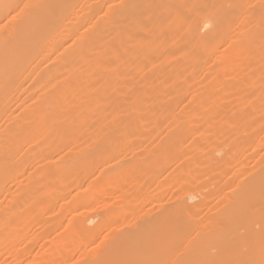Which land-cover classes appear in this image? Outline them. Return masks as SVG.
<instances>
[{"label": "bare ground", "instance_id": "bare-ground-1", "mask_svg": "<svg viewBox=\"0 0 264 264\" xmlns=\"http://www.w3.org/2000/svg\"><path fill=\"white\" fill-rule=\"evenodd\" d=\"M219 45L222 49L218 48ZM222 45L227 46L226 48L232 46V49H229L231 50L229 56L232 57L228 56L230 63L226 61V55V59L220 55L226 61L222 60L226 64L224 66L219 60L220 57L217 56L219 59L215 57L217 53L222 54V50L224 52L228 50ZM211 55L215 58L210 60L216 61L215 65L221 69L214 67L215 71L218 70L217 72L220 73L210 71L208 73H213V76L206 73L210 77L207 79L208 77L204 78L206 75L204 73L207 72L205 67L210 63ZM242 55L250 58L246 61L247 56L244 59ZM251 55L254 60L256 58L259 60L260 67L264 65L262 64L264 63V0H0V248L13 256L11 257L13 263L3 259L0 264H264V110L258 111L261 115L257 114V116L254 113L256 116L252 117L253 110L256 109L257 113L258 108L264 107V89L260 91V87L264 85H260L261 81L264 83V72L263 68L254 70L256 66L253 65H256L254 63L258 60L252 63ZM208 61L209 63L204 67L203 65ZM232 61L234 66L231 65ZM200 62L204 64L197 68ZM247 62L253 65L249 66ZM227 65L235 68L230 71ZM196 68L203 69V74L200 75L204 76L198 75L197 73L202 71L198 72ZM210 68L213 67L208 65V70ZM249 69L251 72L254 71L253 75L247 72ZM222 70L226 71V74L229 71V75L223 76L225 72ZM241 70H246L247 73ZM215 73L217 75L214 76ZM254 73L259 75L256 81ZM187 74L188 80L186 78L185 81L184 77ZM195 74L198 76L197 79H194ZM233 74H236V77ZM220 75L226 78L232 75L230 80L225 78L229 83L234 80V83H231L232 89ZM240 76H244L242 79L245 80L241 79V84H239ZM261 76L262 80L258 81L259 86L256 82ZM237 77L239 83L236 80V84ZM194 80H198L195 81L196 84L191 88L187 87L194 84L191 82ZM200 80L203 82L200 83ZM182 82L187 83L184 91H180ZM223 82L227 86L223 85ZM243 83L246 87L249 86L248 88L253 84L248 99L242 93ZM234 84L240 85L238 87L243 97L241 95L239 97L240 91ZM256 84L259 87L255 88ZM115 87L120 91L115 90ZM113 88L114 91H111ZM234 89L239 93L235 92L237 97L234 99V96L231 97L232 102L230 95L226 93ZM185 91H192L194 94L187 93L190 101L194 99L191 102H196L193 108L190 107L191 102H187L189 106L184 107L188 108V111L183 107ZM180 92H184V96L181 94L183 97L177 100ZM222 94L229 98L224 97V102L226 99L230 102L228 104L226 101L227 104L223 105L220 102L221 106H219H226V109L218 107L217 104V100L222 99ZM231 94L235 95L232 92ZM188 95L184 98L187 101ZM195 95L196 97L193 98ZM238 97L247 101L239 103L242 99ZM180 101H183L181 108H179ZM99 102H103V105H99ZM176 103L179 104L178 107ZM215 105L217 109L214 108ZM206 106H210L211 110L206 112L203 109ZM178 108L181 112L183 108L184 114L179 112L182 115H177L175 111L178 113ZM215 109L220 110L218 111L220 113L223 110L227 113L224 112L220 116ZM201 110L203 113L200 112ZM80 111L82 113H79ZM197 113L198 115L194 117L193 115ZM198 116L200 119L197 118ZM191 117L197 120L193 121ZM190 119L195 125L201 120L198 131L205 139L198 135L197 128L192 127L197 134L191 129ZM73 121L75 123H72ZM71 123L74 125L68 127ZM146 125L147 128L152 125L150 128L153 131H148L147 128L145 130ZM162 128H165L164 132L161 131L164 134L160 136ZM139 132L141 133L137 134ZM144 132L146 136L142 138ZM153 132L161 133L159 136L162 139L159 140L158 136L157 140L158 134H156L152 140V136L155 135ZM192 134L203 138L199 140L200 137H194ZM186 136L196 138L201 144L199 146L193 140V146L195 145L193 147L192 138L190 139L193 149H189L193 150L192 154L194 153L195 156V153L200 154L197 156L199 159H195L196 165L190 154L191 163L194 165L192 167L200 168V165H205L201 167L203 173L201 169L199 170L202 173L200 175L195 167L198 173L194 171V174L201 179L197 180L196 175H193V179L196 177L193 183L189 181L193 174L190 160L187 159L190 165L187 162L186 165L185 162L180 163V160L191 152L185 148L186 144L187 148L189 145ZM138 138H142V141L138 142ZM143 139H147L151 147L147 140L142 144ZM184 140L188 143L184 144ZM202 140L206 143H201ZM130 141L132 142L129 147ZM140 143L144 146L141 147ZM136 145L138 148L135 147ZM184 149L188 153H185ZM126 150L132 154L130 158H127L130 154L123 155ZM120 151H123L121 152L123 154ZM119 153L120 157L117 156ZM115 156L121 161L116 162ZM108 160H116V163ZM109 163L111 169L107 167ZM98 165H101L98 167L99 170L101 167L103 169L107 167L109 170L108 173L104 170V173L103 170L98 172L97 169L98 178L103 179L101 187L106 185V179H110L113 184L126 183L125 186L121 185L125 189L129 186V191L127 189L122 191H125L123 195L126 196L122 199L127 205L129 204L128 207L123 206L126 209L120 211H123L125 216L116 211L120 222L115 223V220H119L113 210L114 208L119 210V206L110 204L109 212L114 213L112 215L115 220L112 223L113 219L110 218L113 216L107 213L110 214L108 215L110 218L105 215L108 218L105 225L109 221L112 224L107 226L112 228L113 224L117 225L108 233L109 229L103 231V227H100L105 233L102 235L101 232L99 235L102 237L97 238L95 237V234L96 236L98 234L96 233L98 231H95L98 229L97 226L100 225L99 223H105L99 222L104 219V216H101L104 215L103 212L100 215L101 219L96 213L93 214L99 219L93 214L91 216L80 214L85 217L78 216L77 219V216L70 212L69 216H74L73 226L75 224L76 226H72L74 232L71 233L74 234L71 238L68 235L67 239H71L69 240L71 245L75 243L77 245L70 246L66 242L64 245L63 241H66L68 230H63L66 231L63 234L66 235L65 237L61 235L64 224L60 217L59 220L63 225L59 230L62 233L52 232L51 227L49 230L45 229L44 234L51 228L55 238L52 237L53 234L49 235L50 238H43L41 240L43 243L47 242L46 238H52L48 243L49 246L47 243V246L40 243V247L45 248L33 250L32 245L35 244L32 242L39 238L30 228L28 230L31 232H27L28 218L25 220V211L27 214L31 213L30 208L33 210L40 202V206H36L37 209L43 207L42 212L47 215V212L54 210L49 206V204L53 206L55 202L53 200L61 199V202L64 200L63 204L56 200L61 208L69 203L65 201L72 194L75 195L73 192L78 193L76 194L78 196L83 191L84 196L78 197L79 199L76 198L77 196L74 198L88 206L87 202H90L89 197H91L85 195L88 185L86 188L81 187L82 189L79 187L83 184H81L82 178L86 176L89 178L85 174H88L89 170H92L89 173L91 179L89 178L88 181V178H85L86 184L91 180L94 181L95 177L99 181L93 173ZM129 171L133 172L130 174ZM139 171L144 172L145 179H141L142 175H139ZM74 172L79 174L77 181L74 180L76 179ZM81 173L85 176L80 177ZM99 174H105L103 176L105 181L104 178L99 177ZM128 174L131 176L128 177ZM132 174L141 178L135 180ZM116 175H120L121 178L118 176L119 179L116 181L114 177L115 181H113L111 177ZM163 175L166 178L172 176V179L168 177L167 180H173L177 185L182 183L181 189L177 191L179 187L170 183V190L173 187L174 190L175 187L177 188L165 194L162 187L167 185V180H165L166 185L161 184L165 179L161 178ZM202 175L204 178L201 177ZM122 176L123 182L120 181ZM158 179L161 181L158 182ZM202 179L205 185L200 183ZM143 181L144 183L148 181L147 184H151L152 188L150 190L149 185H143L149 189L145 192L150 195L148 203L163 192L156 199L155 203L158 205L155 207L154 200L150 203L154 205H150L146 200L148 196L142 195L145 187L141 188V201L139 200L138 187L142 186ZM155 181L158 182L157 188H161L159 189L161 192L155 189ZM69 182L73 187H78L79 183L80 185L78 188L74 187L75 190L72 187L74 191L70 192L69 189L72 188ZM96 182L90 184L95 185ZM107 183L104 187L111 186L108 180ZM186 183L193 184L195 190ZM136 184L139 186L136 187ZM131 185L135 191H130ZM208 185L209 187L212 185L211 190L208 189L206 195L202 193L204 197L200 198L202 195L200 190L204 191ZM197 186H201L200 190H197ZM77 189L82 191L78 192ZM167 189L169 190V186ZM153 191L156 194H153L155 193ZM171 192H174L173 196ZM53 194H58L59 198L56 195L54 197ZM154 195L155 197H152ZM163 195H167L168 199L166 200L167 196L166 198L164 196L163 200L161 198ZM169 196L176 198L172 199ZM87 198L89 200H86ZM108 201L111 203L110 200ZM132 202L138 207L142 204L146 207L150 205L149 209L141 207L138 210L137 206L134 208L139 214L132 212L134 214L132 219H135L133 223L130 222V216L127 220L126 215L127 209L135 206V204L130 206ZM145 202L147 205H144ZM112 205L113 210H111ZM70 207H66L64 216L71 209L77 208L74 205ZM84 207L86 206L83 205L82 208ZM202 208L206 210L202 211ZM84 209L80 212L84 213ZM72 213L79 214L75 210ZM136 214L137 219L133 218ZM69 216L66 219L71 221L73 218ZM52 217L57 219L56 216ZM79 217L84 220H79ZM121 217L126 219V222L129 221L127 224H132L128 225V228L121 229L120 226L123 224ZM43 218L41 216L40 219ZM94 218L99 221L94 222ZM88 223H96V225L88 226ZM56 225L58 226V223L55 224V228ZM65 225L67 229V222ZM72 229H69V232ZM60 237L64 245L60 244L62 248L56 246ZM93 238L99 241L94 242ZM80 241H83V244ZM22 242L28 246H22ZM53 243L57 248H53ZM63 248L65 249L62 251Z\"/></svg>", "mask_w": 264, "mask_h": 264}, {"label": "rangeland", "instance_id": "rangeland-1", "mask_svg": "<svg viewBox=\"0 0 264 264\" xmlns=\"http://www.w3.org/2000/svg\"><path fill=\"white\" fill-rule=\"evenodd\" d=\"M258 6H259V5H258ZM220 45H221V44H220ZM220 45L218 46V48H221ZM225 45H228V44H225ZM225 45H224V46H225ZM222 46H223V45H222ZM224 46H223V47H224ZM234 46H235V45H234ZM226 47H227V46H225L224 49H225ZM235 47H236V46H235ZM230 48L232 49V46H231V47L228 46V48L225 49V50H227V49H228V50L225 51V52H224L223 50L221 51L222 48H221L220 50L218 49V50L221 51V53H222V54H219V55H218L217 52H216L217 54L213 53V54L216 55V56L214 55L215 57H217V56L220 57V59H219L218 57H217V58H218V59L220 60V62L222 63V66L226 65L225 63H223V62L225 61V60L223 59V58H225V55L227 56V59L225 58L226 61H228V59H230V58H229V57L231 56V55L229 56V53L231 54V50L229 51ZM218 50H217V51H218ZM215 51H216V48H215ZM219 51H218V52H219ZM219 53H220V52H219ZM224 53H225V54H224ZM227 53H228V54H227ZM248 53H249V56H250L251 52L249 51ZM252 53H253V52H252ZM253 54H255V52H254ZM253 54H252V55H253ZM220 55H222L223 58H222V56H220ZM244 55H245V54H244ZM252 55H251V58H252L253 60H251V62L254 63V62H256L258 59L256 58V60H254V57H252ZM228 56H229V57H228ZM242 56H243V55H242ZM246 56H247V55H246ZM246 56H243V58L246 57ZM206 57H207V56H206ZM206 57L204 58L205 60H206ZM210 57H211V58H209V57H208V58H209V61H210V63H211V62H213V60H210V59H213V58H215V57L212 58V55H211ZM231 57H232V56H231ZM221 58H222V59H221ZM249 58H250V57L247 56L246 61H247V59H249ZM244 59H245V58H244ZM214 60H215V59H214ZM216 60H217V59H216ZM222 60H224V61L222 62ZM234 60H235V59H234ZM236 60H237V59H236ZM202 61H203V60H202ZM209 61H208L207 63H205V64H204L203 62H206V61L200 62L201 64L199 63V65L197 66V68H198L199 66H201L202 63L204 64L203 66L205 67V66L209 63ZM217 61H218V60H217ZM226 61H225V62H226ZM246 61H245V62H246ZM218 62H219V61H218ZM228 62H229V61H228ZM228 62H227V63H228ZM230 62H231V61H230ZM230 62H229V63H230ZM232 62H233V64H231V65L234 66V61H232ZM235 62H236V61H235ZM248 62H250V61H248ZM248 62H247V64H249V66H252V65H253V64L250 65L251 63H248ZM258 62H259V60H258ZM258 62L254 63V64H256V65H253V66H256V67H255L256 69L253 67L254 70H257V68H261L260 70H262V68H263V72H264V65L260 67L259 65H260L261 63H260V62L258 63ZM210 63L208 64L210 67H213V68L216 67V69H218V68H217V65H215V63L217 64L216 61L213 62V64L211 63L212 66H211ZM235 64H236V63H235ZM257 64H258V67H257ZM262 64H264V63H262ZM208 65L205 67V68H207V72H205L204 75H205L206 73H208V72L210 73V71L217 72L219 69H221V68H219L218 70L215 71V68H214V69H213V68H210L211 70H210V69L208 70ZM214 65H215V66H214ZM218 65H219V64H218ZM220 65H221V64H220ZM229 65H230V64H229ZM229 65H227V67H228ZM243 65H244V64H243ZM245 65H246V64H245ZM237 66H238V65H237ZM249 66H248V67H249ZM204 67H203V68H204ZM218 67H219V66H218ZM246 67H247V65H246ZM246 67L244 66V68H246ZM197 68H196V69H197ZM200 68H202V67H200ZM229 68H230V71H231V69H232V71H233V69H234L235 67H234V68H231V67L229 66ZM237 69H238V67L236 68V70H237ZM246 69H248V68H246ZM197 70H198V69H197ZM197 70H196V71H197ZM200 70L202 71L203 69H199L198 72H199ZM227 70H228V69H227ZM249 70H250V69H249ZM249 70H248L247 72H251V70H253V69L251 68V70H250V71H249ZM222 71H224V70H222ZM222 71H221V73H222ZM238 71H239V70H238ZM241 71H242V70H241ZM241 71H240V73H241ZM245 71H246V70H245ZM245 71H242V72L247 73V72H245ZM134 72H136V71H134ZM224 72H225V75H223L224 73L221 74V75H223V76L229 75V74H228L229 71L227 72V74H226V71H224ZM236 72H237V71H236ZM253 72H254V71H253ZM253 72H251V73H249V74H252V75H253ZM132 73H133V72H132ZM196 73H197V72H196ZM201 73L203 74V71L200 72V73H197V74L200 75ZM209 73H208V74H209ZM217 73H220V71L217 72ZM232 73H233V72H232ZM237 73H239V72H237ZM197 74H195V78H194V77H192V78L197 79V78H196V77H198V76H196ZM208 74H206L207 76H206V75H205V76H204V75H200V76H204V78H207V77H208L207 79H209L210 77L208 76ZM230 74H231V73H230ZM192 75L194 76V73H193ZM209 75H212V76H213V73H211V74H209ZM215 75H217V74L215 73L214 76H215ZM218 75H219V74H218ZM221 75H220V77L222 78L223 76H221ZM235 75H236V74H235ZM235 75L233 74L234 77H236ZM241 75H243V74H241ZM254 75H256V74L254 73ZM260 75H263V74H260ZM231 76H232V75H231ZM231 76H230V78H231ZM258 76H259V75H256V76L254 77L255 81H256V78H257ZM190 77H191V75L189 76V79H190ZM216 77H217V76H216ZM228 77H229V76H228ZM242 77L244 78V76H242ZM242 77H241V76L239 77V78H240V80H239L240 83H239V81H238V79H239L238 77H237V79L234 78L236 84H237V81H238L239 84H241V79H242ZM186 78H187V80H188V74L184 77L185 81H186ZM192 78H191V79H192ZM202 78H203V77H201V79H202ZM212 78H214V77H212ZM221 78H219V80H221ZM225 78H226V77H223L222 79L224 80ZM230 78H226V79L230 80ZM232 78H233V77H232ZM261 78H262V76L259 77V80H257V82H256L257 84L262 80ZM198 79H199V78H198ZM216 79H218V78H216ZM226 79H225V81H226V83L228 84L229 81L226 80ZM257 79H258V78H257ZM192 80H193V79H192ZM203 80H204V79H203ZM236 80H237V81H236ZM242 80H244V79H242ZM195 81L197 82L198 80L191 81V82H194V84L192 83L193 85L190 84V86L187 85V87H190V88H191V86L193 87V86L196 84ZM201 81H202V80H200L199 82L202 83L203 81H202V82H201ZM227 81H228V82H227ZM231 81H232V80H231ZM231 81H230V83H229L230 85H228V86H230V88H231V86H232L231 83H234V80H233V82H231ZM244 81H245V80H244ZM258 81H259V82H258ZM242 82H243V81H242ZM184 83H185V82H184ZM226 83L223 82L222 84H223V85L225 84V86H227ZM186 84H187V83L183 84V82H182V84H181V90H180V91H184V89H185L184 86H185ZM236 84H234V85L236 86L237 90L240 91V88H239L240 85L238 84V85H239V87H238V85H236ZM257 84L255 85V88H256ZM261 84H264L263 81H261L260 85H261ZM234 85H233V88L235 87ZM243 85H244V88L242 87ZM243 85L241 86V89L243 88V90H244V91L242 90V91H243L242 93L245 94L244 96L248 99L249 97H247V96H248V93L250 92L251 86H252L253 84L250 86V88H248L249 86L246 87V86H245V83H243ZM258 85H259V84H258ZM260 85H259V86H260ZM259 86H257V87H259ZM182 87H184V88L182 89ZM261 87H262V86H261ZM261 87H260V91L264 89V85H263L262 89H261ZM115 88H116V89H115ZM115 88H113V90H111V91H114V89H115V90L118 89L117 87H115ZM190 88H189V89H190ZM255 88H254V89H255ZM194 89H195V88H194ZM194 89H193V90H194ZM231 89H232V88H231ZM246 89H248L249 91H247ZM257 89H258V88H257ZM187 90H188V89H187ZM193 90H192V91H193ZM228 90H230V89H228ZM235 90H236V89L232 90L231 92L234 93V94H235V92H236V93H239V92H237V90H236V91H235ZM245 90H246L247 92H245ZM258 90H259V89H258ZM117 91H120V90H117ZM192 91H191V92H192ZM233 91H234V92H233ZM263 91H264V90H263ZM115 92H116V91H115ZM185 92H186V94H184L185 96L183 95L184 92H183V93L180 92V94H178L179 96L177 97V98H179V99H177V100H180V98H182L183 96H184V98H185L186 95H188V93H189L190 91H185ZM187 92H188V93H187ZM191 92H190L189 95L196 93V90L194 91V93H193V92L191 93ZM197 92H199V91H197ZM231 92L229 93V92L227 91V93H226V95H227V94H228V96L230 95V96H229L230 100L232 99L231 97H233V96H234L233 99H234L235 97H237L236 94H235V95H232ZM263 93H264V92H263ZM181 94H182L183 96H182ZM243 94L241 95V91H240L239 97H240V95L243 97ZM246 94H247V95H246ZM189 95H188L187 97H189ZM222 95H223V96H222ZM222 95H221V96H222V99L219 100V101L217 100L218 107L221 106L220 102H222V105H223L224 103L227 104V102H228L227 99L225 100V102H224V100H223V98H224V97H227V96H226L225 94H222ZM224 95H225V96H224ZM237 95H238V94H237ZM180 96H181V97H180ZM194 97H196V95L193 96V98H194ZM239 97H238V98H239ZM184 98H183V101L185 100V102L180 101V102H181V104H180L181 106H179V104L176 103V104H177V107L179 106V108H181L182 105H183V103H184L183 107H184L185 105H188L187 102L190 101V97H189L188 101H187V99H184ZM193 98H191V99H193ZM227 98H228V97H227ZM229 98H228V99H229ZM238 98H237V99H238ZM196 99H197V98H196ZM196 99H195V100H196ZM224 99H225V98H224ZM239 99H242V98H239ZM247 99H245V100L242 99V101L239 100V103H240V102L245 103L244 101H247ZM193 100H194V99H193ZM193 100H191V101H193ZM101 101H102V100H101ZM104 101H105V100L103 99V102H104ZM191 101H190V102H191ZM226 101H227V102H226ZM231 101L233 102V100H231ZM235 101H236V100H235ZM103 102H102V103H103ZM182 102H183V103H182ZM229 102H230V101H229ZM229 102H228V104H229ZM237 102H238V101H237ZM99 103H100V102H99ZM102 103H100L99 105H103ZM192 103H193V102L189 103V104H190V107L192 106L191 108H193V106H195L194 104H195L196 102H194L193 105H191ZM234 104H235V103H234ZM251 104H252V103H251ZM219 105H220V106H219ZM235 105H236V104H235ZM188 106H189V105H188ZM211 106H213V105H211ZM177 107H175V109H176ZM185 107H187V106H185ZM185 107H184V108H185ZM207 107H208V106H206V107L203 108V109H205L206 112H208V111L211 110V107H210V106H209L210 108H209V107L207 108ZM215 107H216V109L218 108L217 105H215L214 108H215ZM222 107H223V108H222ZM222 107H220V108H222V109H226V106H225V107L222 106ZM179 108H178V110H179L178 113H177V111H175V113H176L177 115H182V114H184V113H183V110H184V109L182 108V112H181V110H180ZM191 108H189V110H190ZM220 108H219V109H220ZM228 108H229V106L227 107V109H228ZM247 108H249V107H247ZM263 108H264V107H261V109L258 108V109H257V113H256V111H255L256 109L253 110V111H252V112H253L252 117H253V116H256L257 114H260L259 112H260V110L263 111V110H264ZM203 109H202V110H203ZM206 109H209V110H206ZM216 109H215V112L217 111ZM84 110H85V109H84ZM84 110H82V111H84ZM185 110L188 111V108H185ZM202 110L200 111L201 113L204 112V110H203V112H202ZM212 110L214 111V109H212ZM82 111H80L79 113H82ZM218 111H220V110H218ZM218 111H217V112H218ZM228 111H229V110H228ZM254 111H255V112H254ZM258 111H259V112H258ZM84 112H85V111H84ZM179 112H181L182 114H180ZM184 112H185V111H184ZM200 112H199V113H200ZM217 112H216V113H217ZM224 112H225V111L223 110L221 113H220V112H218V113H219L220 116H222V113H224ZM210 113H211V112H210ZM226 113H227V112H225L224 114H226ZM254 113H255L256 115H255ZM203 114H205V112H204ZM196 115H198V113L195 114V115H193V116L195 117ZM200 115H201V117H202V114H200ZM200 115H199V116H200ZM206 115H207V114H206ZM260 115H261V114H260ZM199 116H198L197 118H199ZM257 116H258V115H257ZM197 118H194V119L197 120ZM191 119H193V117H191ZM191 119H190V120H191ZM194 119H193V121H194ZM199 119H200V118H199ZM191 121H192V120H191ZM191 121H190V122H191ZM193 121L191 122V123L193 124V125L191 124V129H192V127H193L194 129L197 128L196 131H198V124H201V122H200L201 120H199V122H197L198 124H196V125H195V122H193ZM72 123H75V122L73 121ZM72 123H71L68 127H71L72 125H74V124H72ZM151 124H152V123H151ZM148 125H149V124H148ZM148 125H146L145 130H146V128H147ZM228 125H229V124H228ZM233 125H234V124H233ZM150 126L152 127V125H150ZM150 126L148 127L149 129L147 128L148 131L152 130V129L150 128ZM195 126H196V127H195ZM231 126H232V124H231ZM234 126H235V125H234ZM229 127H230V125H229ZM232 127H233V126H232ZM164 129H165V128H162V130H160V129H159V130H160V132H161V131L164 132ZM194 129H192V130H193L194 132H196ZM189 130H190V129H189ZM192 130L190 131V134L188 133L190 136H191V132H192ZM152 131H153V130H152ZM154 131H155V130H154ZM142 132H143V130H142ZM157 132H158V131H157ZM162 132H161V133H162ZM140 133H141V132H139V133H137V134H140ZM146 133H147V132H146ZM150 133H152V132H150ZM153 133H154V132H153ZM161 133H160V134H161ZM186 133H187V132H186ZM148 134H149V133H148ZM148 134H147V136H148ZM154 134H155V135H154ZM154 134H153L154 136L151 135V136H152V140L154 139L153 137H156V134H158L157 137H156L157 140H158V136H159L160 134H159V133H156V132H155ZM163 134H164V133H162L160 136H162ZM196 134H197V132H196ZM228 134H230V132H229ZM144 135H145V132H144V134L142 135V138H145ZM185 135H186V134H185ZM193 135H194V137H196V136L198 137V135L204 137V135H201L199 131H198V135L195 136V134H192V136H193ZM135 136L137 137V135H135ZM145 136H146V135H145ZM160 136H159V140L162 139V138H160ZM200 136H199V137H200ZM129 137H130V136H129ZM148 137H149V136H148ZM199 137H198V138H199ZM203 137H200L199 140H201ZM142 138H138V139H137L138 142L142 141ZM150 138H151V137H150ZM150 138H149L148 140H150ZM156 138H155V139H156ZM185 138H187L186 140L189 141V145H188V148H187V144H186V143H188V142H186V141L184 140V142H185L184 144H186V147H185V148H186L187 150H188L189 148H190V149H193V148L191 147V145L193 146V143H194V142H195V144H198V145L200 144V143H199V140H196V138L194 139L193 137H189V136H186ZM191 138H192V140H191V143H192V144L190 145V139H191ZM223 138H224V137H223ZM126 139H127V138H126ZM130 139L132 140V138H130ZM204 139H205V137H204ZM226 139H227V137H226ZM146 140H147V139H146ZM146 140L143 139V143H142V144H144V142L146 143ZM148 140H147V142H148ZM193 140H194V142H193ZM223 140H225V139H223ZM223 140H222V141H223ZM196 141H197L198 143H196ZM202 141H203V140H202ZM202 141H201V143H204V142H205V140H204L203 142H202ZM126 142H128V141L126 140ZM131 142H132V141H130V142L128 143V144H129V147L131 146V145H130ZM155 142H156V140H155ZM155 142H154V143H155ZM135 143H137V142H135ZM150 143L152 144L151 140H150ZM150 143L148 142V145H149ZM154 143H153V144H154ZM156 143H158V142H156ZM205 143H206V142H205ZM133 144H134V143H133ZM133 144H132V145H133ZM142 144L140 143V146H141ZM151 144H150V147H151ZM134 145H135V144H134ZM200 145H201V144H200ZM200 145H199V146H200ZM138 146H139V144H138ZM142 146H144V145H142ZM142 146H141V147H142ZM146 146H147V145H146ZM202 146H203V145H202ZM133 147H134V146H133ZM133 147H131V149H132ZM135 147H137V145H136ZM148 147H149V146H148ZM193 147H195V145H194ZM137 148H138V147H137ZM139 148H140V147H139ZM127 149H129V148H127ZM190 149H189V150H190ZM129 150H130V149H129ZM197 150H198V149H197ZM197 150H194V152H198ZM123 151H125V150H123ZM123 151H120V153L123 152ZM127 151H128V150H126V152H124V154H123V153H121V154H123L124 156H125L126 154H128V156H129L130 153H129V151H128V152H127ZM184 151H185V149H184ZM190 151H191V152H190ZM190 151H189L190 153H188L187 151H185V153H188L185 157H188V158L183 157V159L180 160V163H181V161H182V163L185 162V165H186L187 159H189V160H190L189 162L191 163V162H192V161H191V158H192V159L194 160V164H195V163L197 164V162H195V159H196V160L199 159V157L197 158V156H199L200 154H199V153H198V154L195 153V154H196V156H195V155H193L194 153L192 154L193 150H190ZM130 152H131V150H130ZM120 153L117 155L118 157H120V155H121ZM125 153H126V154H125ZM131 153H132V152H131ZM190 154L192 155L191 158H190ZM237 154H238V153H237ZM237 154H236V155H237ZM131 155H132V154H130V156L127 157V158H130ZM188 155H189V156H188ZM124 156H123V157H124ZM126 156H127V155H126ZM194 156H195V157H194ZM240 156L243 157V155H240ZM123 157H122V158H123ZM237 157H239V156L237 155ZM115 158H117V157L115 156ZM178 158H180V157H178ZM184 158H185L186 160H184ZM240 158H241V157H240ZM123 159L125 160L126 158L124 157ZM175 159H176L175 161H177V158H175ZM116 160H117V161H116ZM116 160H114V161L111 160V161H113V162H115V161L118 162V160L121 161L120 158H119V159L117 158ZM109 161H110V160H108V162H109ZM111 161H110V162H111ZM50 162H51V161H50ZM106 162H107V161H106ZM106 162H105V163H106ZM116 162H115V163H116ZM173 162H174V161H173ZM35 163H37V162H34V164H35ZM111 163H112V162H111ZM176 163H177V162H176ZM190 163L187 162L188 165H190ZM37 164H38V163H37ZM99 164H102V163H99ZM196 164H195V165H196ZM103 165H106V164H103ZM103 165H102V166H103ZM110 165H111V164L109 163V165H108L107 167H109V168L111 169ZM33 166H34V165H33ZM100 166H101V165H100ZM100 166L98 165V166L96 167V169H95L96 171H93V173L95 174L94 176H97V178H98V175H97V169H98V172H99L100 170H103V172H104V170H105V172H107V173L109 172L108 168H107V167H104V166H103L104 169L101 167V169L99 170L98 167H100ZM192 166H194V165L191 163V166H190V167L193 169V174H192L191 178L193 177V175H196V174H194V171L198 170V172H199L200 169H201L200 171H202L203 169H202L201 167H203V166H205V165H203V166L200 165V166H201L200 168H199V167L197 168V167L195 166V167H196V170H195V167H192ZM198 166H199V165H198ZM114 167H115V166H114ZM207 167H208V166H207ZM105 168H107V171H106ZM204 168H205V167H204ZM112 169H113V166H112ZM207 170H208V169H207ZM90 171H92V170H89L88 172L90 173ZM95 172H96V173H95ZM100 172H101V171H100ZM105 172H104V173H105ZM110 172H111V171H110ZM129 172H130V174H131V172H133V171H129ZM139 172H140V171H139ZM139 172H137V173H139ZM196 172H197V171H196ZM198 172H197V173H198ZM205 172H206V170H205ZM205 172H204V173H205ZM219 172H220V171H219ZM74 173H75V177H74V175H73ZM74 173L72 174V176H73L74 178H76V179H74V180L77 181V177L79 176V174H78V172H77V174H76V172H74ZM89 173H88V174L85 173V174L88 175L89 178H90L91 175H89ZM111 173H112V172H111ZM111 173H110V174H111ZM135 173H136V171H135ZM202 173H203V171H202ZM202 173L199 172V175L202 174ZM124 174H125V173H124ZM124 174H121V175H124ZM130 174H128L127 176L129 177ZM208 174H209V173H208ZM81 175H82V173L80 174V177H81ZM83 175H84V174H83ZM83 175H82V177H83ZM104 175H105V174H104ZM104 175L99 174V177L104 178V177H103ZM137 175H138V174H137ZM139 175H142V176H141L142 178L139 177V176H136V175L133 176V174H132V176L135 178V180H136V178H137V179L141 178L142 180L145 179V178H144V175H145L144 172H140ZM165 175H166V174H165ZM165 175H163V177H161L162 179L165 178V179L162 180V183H161V184H163V185L166 183L165 180H167V178L170 177V175H169V176H167V178H166V177H164ZM204 175H205V174H204ZM204 175H202L201 177L204 178ZM206 175H207V174H206ZM218 175H219V174H218ZM218 175L216 174V176H218ZM84 176H85V175H84ZM92 176H93V174H92ZM118 176L120 177V175H116V176H113V177H111V178H113V181H115V180H114V177H115V179H116V181H117V180L119 179ZM130 176H131V175H130ZM207 176L209 177V175H207ZM207 176H205V178H207ZM73 177H72V178H73ZM116 177H117V178H116ZM196 177H197V180L201 179L200 177H199V179H198V175H196ZM196 177H195V178H196ZM85 178L87 179L88 177L86 176ZM85 178H84V179H85ZM89 178L87 179L88 181H90ZM92 178H94V177H92ZM120 178H121V177H120ZM123 178H124V177L122 176V179H121L120 181H122ZM125 178H127L126 175H125ZM161 178H159V179H161ZM195 178H194V179H195ZM78 179H79V178H78ZM84 179L82 178L83 181L80 180V182L82 181L81 184H82V183H83V184H82V186L79 187V185H80V183H79L78 187H79V189H82L81 187L86 188L87 185H88V187L86 188V189H88V191L86 192V190L84 189V190H85V195H86V196L90 195V196L92 197V198H91V197L88 196V197L90 198V202H89V203L87 202L88 206L85 205V204H83L81 201H79V200L76 199V198H78V197L80 198V197L84 194V191H83L81 194L79 193L80 195L77 196L76 194H78V193H75V192H73V191L75 190V188H78V187H75V186H74V187H75V188H74V187L70 184V182H69L68 184H69L70 188L73 187L74 190H73V188H72L71 190L69 189V191H70V192H73L75 195L72 196V195H73L72 193H71V194H72V195H71L72 197L69 196V195H67V196H69V198L66 196V200H67V198H68V200L65 201V203H66V202H69V203H67V204H70V205H68V206H67V204L63 205V207L66 206L67 208L70 207V206H73V205H74V207H77V208H75L74 210H75L76 212H78L79 214L72 213V211L74 212V210L71 209V210L68 211V213L66 214L67 217H66V215L64 216V214L66 213L65 211H67V208H66V207H65V208L61 207V208H63V210H62L61 208H59V207H60L59 203H60V204H63V203H64V202H63L64 200H62L63 203L60 201L61 199H59V200H58V199L53 200V201H55V202L52 201V202H53V206L49 204V206H51L50 209H52V207H53V209H54V210L52 209L53 211L50 212L51 214H50L49 212H47L48 214L45 215V212H44V213L42 212V208H43V207H38V209H37L36 206H40V204H39L40 202L37 203V204H39V205H37V204L35 205V207H36V208L34 207L35 209L33 208V210H31L32 208H30L31 213L29 212V214H27V211H25V217H26V218H25V217H24V218H25V220L28 218V220H26V221H28V222L26 223V221H25L26 226H28V228L26 227L27 230L30 228L31 231H34L35 234H36V236L39 238V239L36 238L37 241H34V238H33V241L36 242V243H34V242H32V243L35 244V246L32 245V243L29 241V242L31 243V245H32V249H33V250H34V249L37 250V248L43 250L45 247H43V246L40 247V246H41L42 244H43V245L45 244V246H47L48 243H49V241H51L52 238H51V239H47V238H46L47 242H46V241H45V242L47 243V245H46V243H43V241H41V240H42L43 238L45 239V237L50 238L49 235L52 236V234H53L52 232H53V231H59V233H60L61 231H60L59 229L61 228L60 226H62L63 224H64V225H63V226H64V229H62V232H63V230H68L67 232L65 231L66 234H67V236H66V235H63V234H65V232H63V233L61 232V233H62V234H61L62 236H64V237L66 236V241H63V237H62L61 235H60V236L62 237V241H63V243L66 242V243L68 244V243H69V240L71 241V239H67V238H69L68 235H69L70 238H71V236H73V234H74V233H71V232H74V228L72 229V226H73V223H74L73 220H74V216H75V215L77 216V219H78V216L85 217V215H89V214H90V216H91L93 213H94V214L96 213V215H99L98 217H99L100 219L102 218L101 216H104V217H103L104 219L99 221V220H98L99 218H98L96 215L93 214V216H96V218H98V219L94 218V222H97V220H98L99 222H102V221L105 222V221H108V218H106L105 215H107V217H109L110 214H111V215L114 214L113 212H112V213L109 212V211H110L109 207H111L110 204H114L115 206H116V205L119 206V207H118L119 210H118L117 208H114L113 205H112L113 207L111 208V210H113V208L115 209V210H113V211L115 212V217L117 216L116 218H117L119 221H117V220L114 219V215H112V216H113L112 218H110V217H109V218H110L111 220L113 219V220H112V223H114V222H113L114 220H115V223L120 222V218H119V214H118V213H119L121 210L126 209V208H124V207L127 205L126 202L124 201V199L126 198V196L123 195V193H124L125 191H124V192H122V191H123V190H126V189L128 190V187H129V186H126V189H125L123 186H121V185H124L123 183L119 182L120 184L118 185V184H116V183H118V182H116V183L113 184L112 181L110 182V179H106V181H105V178H104V181L106 182V185L104 184L105 186H107V184H108V183H107V180H108V182L111 184V186H112V185H113V186H112V187H111V186L104 187V185H102V186L104 187V188H103V187H101V183H103V179H101V178H100V179L102 180V182L100 181L99 178H98V179H99L100 182L96 179V177H95V180L93 179L94 181L99 182V183H100V186H98L99 183H97V182L95 183V185L90 184L91 182H93V184H94V181H92V180H91V182H89V183L87 182V184H86L85 181H87V180H86V179L84 180ZM90 179H91V178H90ZM141 179H140V180H141ZM159 179H158V182L161 181V180H159ZM169 179H172V176H171ZM169 179L167 180V185L165 184L166 186H165L164 188H163L162 186H160V187H162L163 190H165V191L162 190L163 192H165V194H166V193L168 194V192L170 193L171 190H174V187L170 190V188H171L170 185H171V184H173V183L176 184V183H177V182L175 183V182H173V180H169ZM192 179H193V178H192ZM192 179L189 180V181H192L191 183H193V181H194V179H193V180H192ZM129 180H130V179L128 178V181H129ZM205 180H207V179H204V181H205ZM125 181H126V180H125ZM163 181H165V182H163ZM175 181H177V180H175ZM195 181H196V180H195ZM195 181H194V182H195ZM72 182H73V179H72L71 183H72ZM78 182H79V181H78ZM105 182H104V183H105ZM122 182H123V181H122ZM134 182H135V181H134ZM136 182H137V181H136ZM144 182H145V181L141 182V183H143L142 186H139V185H141V184H139V183L137 182L139 185L136 184V185H137L136 187L139 186L140 188L138 187V189L140 190V189L143 187L144 184H147V183H148V181H146L147 183H144ZM158 182L155 181V184H156L155 186H154V184L152 183V186H154L155 189H156L157 187H159V186L157 185ZM187 182H188V181H187ZM198 182H200V181H198ZM206 182H207V181H206ZM206 182H205V183H206ZM74 183H75V182H74ZM124 183H125V182H124ZM129 183H130V181H129ZM131 183H132V182H131ZM170 183H171V184H170ZM200 183H201V184L203 183L202 185H205L204 182H203V179H202V182H200ZM68 184H67V185H68ZM75 184L77 185V183H75ZM97 184H98V185H97ZM132 184H133V183H132ZM161 184L159 183V185H161ZM168 184H169V185H168ZM180 184H182V183H179V185L176 184V185L179 187V189H177V191L181 189L180 186H182V185H180ZM183 184H185V183H183ZM186 184H188V186L191 185V184H189V183H186ZM197 184H198V183H197ZM197 184H195V186H196ZM201 184H200V185H201ZM125 185H126V183H125ZM125 185H124V186H125ZM129 185H130V184H129ZM134 185H135V183H134ZM148 185H149V184H147V186H148ZM192 185H193V184H192ZM192 185H191L190 188H192V190H193V189L195 190V187L193 188ZM206 185H207V184H206ZM90 186H91V187H90ZM96 186H97V187H96ZM118 186H120V187H118ZM147 186H146V185L144 186V187H145V191H144L143 194L141 193L142 189L140 190V193H139V190H138V195L140 194V195H139V200H140L141 194H142L143 196L147 195V194L145 193L147 190H149V189L147 188ZM168 186H169V190L167 189ZM174 186H175V185H174ZM186 186H187V185H186ZM186 186H184V187H186ZM188 186H187V187H188ZM211 186H212V185H210V187H209V185L206 186V187H205V186H202L203 188L205 187V189L207 188V189H206V192H204L205 189H204V191H203V189L200 190L201 186H200V187L197 186V187H198L197 190L202 191L201 194L204 193V194L206 195V193H207L209 190H211V189H210ZM99 187H100V188H99ZM110 187H111L112 189H110ZM136 187H134V188H136ZM144 187H143V188H144ZM149 187L151 188V184L149 185ZM154 187H153V188H154ZM65 188H66V186H65ZM68 188H69V187H68ZM107 188H108V189H107ZM114 188H115V189H114ZM117 188H118V189H117ZM146 188H147V189H146ZM176 188H177V187H175V190H176ZM79 189H77L78 192H79V191H82V190H79ZM89 189H90V190H89ZM94 189H95L96 191H95ZM109 189H110V190H109ZM121 189H122V190H121ZM130 189H131L130 191L132 192V190H133L132 185H131V188H130ZM159 189H161V188H159ZM159 189L157 188V192H161ZM208 189H209V190H208ZM77 190H76V191H77ZM93 190H94V191H93ZM102 190H103V191H102ZM143 190H144V189H143ZM150 190H152V188H151ZM153 190H154V189H153ZM158 190H159V191H158ZM175 190H174V191H175ZM207 190H208V191H207ZM64 191H65V190H64ZM67 191H68V190H67V188H66V192H67ZM92 191H93V192H92ZM100 191H101V192H100ZM128 191H129V190H128ZM133 191H135V190H133ZM177 191H176V192H177ZM89 192H91V194H92L93 196H96V197H93ZM97 192H98V193L100 192V193H99L100 195H99ZM107 192H109V193H111V194H108ZM126 192H127V191H126ZM131 192H130V193H131ZM153 192H155V191H153ZM163 192H162L161 194H163ZM176 192H175V193H176ZM179 192H181V191H179ZM179 192H178V193H179ZM95 193H96V195H95ZM121 193H122V195H121ZM171 193H172V192H171ZM97 194H98V195H97ZM112 194H113V195H112ZM118 194H120V195L118 196ZM127 194H128V192H127ZM148 194H151V193L148 192ZM153 194H156V192L153 193ZM153 194H151V195H153ZM158 194H160V193H158ZM158 194H157V195H158ZM161 194H160V195H161ZM173 194H174V192L172 193V196H173ZM53 195H54V197H55L56 194H53ZM129 195H130V194H129ZM129 195H127V196L129 197ZM160 195H159V196H160ZM208 195H209V193H208ZM208 195H207V196H208ZM56 196H57V198H59V197H58V194H57ZM76 196H77V197H76ZM83 196H84V195H83ZM113 196H114V197H113ZM124 196H125V198H124ZM130 196H131V195H130ZM147 196H148V197H147L146 200H147V203H148V198H149L150 195H147ZM159 196L156 197V199L159 198ZM164 196H165V198H166L167 195H163V196L161 197V198H163V200L165 199ZM172 196H169V198H170V197L172 198ZM176 196H177V195H176ZM176 196H174V198H176ZM199 196H200V194H199ZM209 196H210V195H209ZM209 196H208V197H209ZM70 197H71V200H70ZM74 197H76V198H74ZM109 197H110V198H109ZM112 197H113L114 199H112ZM122 197H123L124 199H122ZM131 197H132V196H131ZM152 197H155V195L152 196ZM201 197H204L203 194L200 196V198H201ZM79 198H78V199H79ZM89 198H87L86 200H89ZM143 198H144V197H143ZM150 198H151V197H150ZM174 198H172V199H174ZM64 199H65V198H64ZM120 199H121V200H120ZM141 199H142V198H141ZM156 199H155V200L153 199L155 205H154V204H150V203L153 202V200H152V201L149 200L150 202H149L148 204H150V205H154V207H155L156 205H158V204L155 203V202H156ZM167 199H168V196H167L166 200H167ZM172 199H169V200L172 201ZM56 200L59 202L58 204H57V201H56ZM76 200H77V201H76ZM108 200H110L111 203H109ZM111 200H114V201H111ZM139 200H138V201H139ZM166 200H165V201H166ZM119 201H120V202L124 201L125 204H123L124 202H122V204H121ZM126 201H127V200H126ZM140 201H141V200H140ZM140 201H139V202H140ZM41 202H42V205H41V206H43V205H44V204H43V201L41 200ZM83 202H85V201H83ZM112 202H113V203H112ZM115 202H116V203H115ZM142 202H144V199H142ZM54 203H56V205H55ZM71 203H72V204H71ZM92 203H93V204H92ZM119 204H120L121 206H120ZM134 204H135V202H134V203L132 202V205H130V206H134ZM137 204H140V203H137ZM79 205H80V207H79ZM83 205L86 206V207H84V208L88 209L89 211H88V210H85L84 208H82ZM128 205H129V204H128ZM128 205H127V207H128ZM144 205H147L146 202H145ZM150 205H148V207H146V206H143V204H142V206L138 207V206L135 204V206H134L133 208H132V207H131V209L128 208V209H127L128 211H126L127 220H128V217L130 216V222L132 221V223H133L135 219H132V216L134 215L132 212L134 211V213H135V212L137 213V211H135V210H137V209L139 210L141 207H144V209H149V208H150V207H149ZM123 206H124V207H123ZM136 206H137V207H136ZM116 207H117V206H116ZM135 207H136L137 209H134ZM201 207H202V206H201ZM203 207H205V206L203 205ZM40 208H41V209H40ZM70 208H71V207H70ZM80 208H81V209H80ZM95 208H96L97 210H96ZM152 208H153V206H152ZM157 208H158V206H157ZM77 209H78V211H77ZM79 209H80V210L84 209V213H83V212H80ZM106 209H108V211H107ZM116 209H117V210H116ZM142 209H143V208H142ZM153 209H154V208H153ZM40 210H41V211H40ZM46 210H48V209H46ZM150 210H151V209H150ZM156 210H157V209H156ZM156 210H155V211H156ZM204 210H206V209H203V208H202V211H204ZM43 211H44V210H43ZM63 211H64V212H63ZM85 211H86V212H85ZM116 211H117L118 213H116ZM151 211H152V210H151ZM41 212L43 213V215H41V214H42ZM70 212H71V214H74V216H73V215H72V216H69V215H70ZM102 212H103L104 215H101ZM153 212H154V211H153ZM99 213H100V214H99ZM105 213H106V214H105ZM107 213H110V214H107ZM123 213H124L123 211L120 212V215L125 216V215H123ZM128 213H129V214H128ZM49 214H50V215H49ZM80 214H85V215L83 216V215H80ZM117 214H118V215H117ZM137 214H139V212H138ZM137 214H136V217H133V218H136V219H137ZM48 215H49V217H48ZM100 215H101V216H100ZM108 215H109V216H108ZM39 216H40V217H39ZM41 216H42V218H43V216H44V217L47 216V218H43V219L41 220V219H40ZM52 216H56L57 219H54L55 217L53 218ZM62 216H63V217H62ZM68 216H69L70 218H73V219H71V221H68L69 219H68V220L66 219V218H68ZM38 217H39L40 220L38 219ZM60 217H61V218H60ZM86 217H87V216H86ZM88 217H89V216H88ZM49 218H50V219H49ZM52 218H53L54 221L52 220ZM59 218H60V220L62 219L61 221H62L63 224L60 222ZM125 218H126V217H125ZM46 219H47V220H46ZM64 219H65V220H64ZM80 219H81V218L79 217V220H80ZM95 219H96V220H95ZM105 219H107V220H105ZM121 219H122V217H121ZM43 220H44V223H42ZM49 220H50V221H49ZM58 220H59V221H58ZM81 220H84V218L81 219ZM122 220H123V224L121 223V224H122V225H121V224L119 223V224L121 225V226L119 225L121 229H123V228H124V229H125V228H128V227L132 224V223L127 224L129 221L126 222V219H122ZM122 220H121V221H122ZM124 220H125V221H124ZM40 221H41V222H40ZM64 221L67 222V229L65 228V226H66V225H65L66 222H64ZM51 222H52L53 224H51ZM54 222L58 223L59 228H58L57 225H56L57 227L55 228V224H56V223H54ZM68 222H70L71 224L68 223ZM72 222H73V223H72ZM81 222H83V221H81ZM92 222H93V221H92ZM92 222H91V223H92ZM125 222H126V224H124ZM75 223H77V222H76V219H75ZM91 223H88V226H90L89 224H91ZM106 223H107V222H105L104 224H103V223H102V224L99 223L100 225L97 226L98 229L95 228V229H96L95 231H98V232H96V233H98V234H97V236H96V234H95V237H97V238L102 237V235H104V233H105V232H103V231H105V230L107 231V229H109V230L107 231V233H108V232H110V229H111V231H112V229H114L115 226L117 225V224H116V225L113 224L114 226L112 225L113 227L111 228V227H110V226H111L110 224H112V223L109 221V223H108L107 225H110V226L105 225ZM27 224H29V225H27ZM60 224H61V225H60ZM93 224H94V223H93ZM93 224H91V226H93ZM24 225H25V224H24ZM53 225H54V226H53ZM68 225H69V227L71 226V228H69ZM94 225H96V223H95ZM128 225H129V226H128ZM75 226H76V224H75L73 227H75ZM45 227H47V228H45ZM49 227L52 228V232H51V228H50V231H49L50 234H48V233H49L48 231H45L46 234H48V235L44 234V230H45V229H46V230H47V229L49 230ZM100 227H103V228H102L103 231H101V228H100ZM122 227H123V228H122ZM53 228H55V229L53 230ZM99 228H100V232H99ZM116 228L118 229V227H116ZM56 229H57V230H56ZM69 229H70V230L72 229V231L69 232ZM41 230H43V231H41ZM31 231L28 230L27 232H31ZM95 231H94V232H95ZM34 232H32V233H34ZM42 232H43V233H42ZM68 232H69V233H68ZM101 232H103V233H101ZM32 233H31V234H32ZM56 233H57V232H56ZM79 233H80V231H79ZM100 233H101L102 235H99ZM44 235H46V236H44ZM53 235H54V234H53ZM79 235H80V234H79ZM92 235H94V233H93ZM107 235H108V234H107ZM32 236H33V235H32ZM34 236H35V235H34ZM34 236H33V237H34ZM57 236H58V234H57ZM52 237L55 238V235L52 236ZM58 237H59V236H58ZM61 237H60V241H58V245H57V243L55 242V243H56V246H58V247L61 246L60 248H62V245H63L62 242H61ZM95 237H94V238H95ZM94 238H93V239H94ZM64 239H65V238H64ZM57 240H58V239H57ZM67 240H68V242H67ZM72 240H73V239H72ZM94 240H95V241H94ZM94 240H93L94 242H98V241H99L98 239H97V240L94 239ZM52 241H53V240H52ZM74 241H75V240H74ZM29 242H27V243H29ZM53 242H54V241H53ZM72 242H73V241H72ZM75 242H76V241H75ZM77 242H79V241H77ZM82 242H83V241H82ZM82 242L80 241V243H82ZM94 242H92V245L94 244ZM22 243H23L22 246H24L25 243H24V242H22ZM27 243H26V244H27ZM30 243H29V245H30ZM40 243H41V245H39ZM55 243H53V244H54V247H53L54 249L57 248V247L55 246ZM70 243H71V242H70ZM70 243H69V244H70ZM60 244H62V245H60ZM75 244L77 245V243H75ZM75 244H72V245H75ZM78 244H79V243H78ZM82 244H83V243H82ZM20 245H21V244H20ZM64 245H65V243H64ZM64 245H63V246H64ZM72 245L70 244V246H72ZM80 245H81V244H80ZM87 245H88V244H87ZM87 245H86V246H87ZM89 245H90V244H89ZM92 245H91V246H92ZM25 246H28V245H25ZM33 246H34V247H33ZM48 246H49V245H48ZM39 247H40V248H39ZM50 247H51V246H50ZM26 248L28 249V248H30V247H26ZM27 249H26V250H27ZM64 249H65V248H63L62 251H63ZM66 249H67V248H66ZM32 253H34V251H32ZM31 256H32V254H31ZM11 257H13V256H12L10 253H7V252H5L4 250H2V249L0 248V261H2L3 259H7L8 262H9V260H10V261L12 260ZM7 260H6V262H7ZM11 262L13 263V261H11ZM10 264H11V263H10Z\"/></svg>", "mask_w": 264, "mask_h": 264}]
</instances>
